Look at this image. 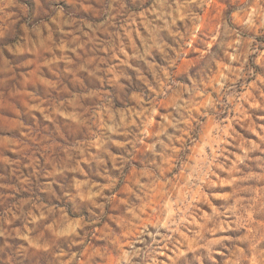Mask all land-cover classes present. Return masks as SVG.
I'll return each mask as SVG.
<instances>
[{
	"label": "rangeland",
	"instance_id": "1",
	"mask_svg": "<svg viewBox=\"0 0 264 264\" xmlns=\"http://www.w3.org/2000/svg\"><path fill=\"white\" fill-rule=\"evenodd\" d=\"M0 264H264V0H0Z\"/></svg>",
	"mask_w": 264,
	"mask_h": 264
}]
</instances>
